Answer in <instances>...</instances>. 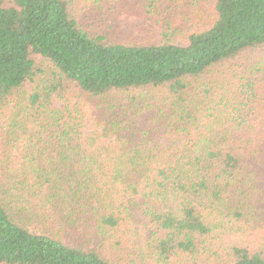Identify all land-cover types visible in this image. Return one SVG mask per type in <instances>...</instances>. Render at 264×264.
<instances>
[{"label":"trees","instance_id":"16d2710c","mask_svg":"<svg viewBox=\"0 0 264 264\" xmlns=\"http://www.w3.org/2000/svg\"><path fill=\"white\" fill-rule=\"evenodd\" d=\"M71 1L0 0V264H113L96 244L140 217L157 262L264 264V68H239L264 0H213L185 45L93 36Z\"/></svg>","mask_w":264,"mask_h":264},{"label":"rangeland","instance_id":"374dc122","mask_svg":"<svg viewBox=\"0 0 264 264\" xmlns=\"http://www.w3.org/2000/svg\"><path fill=\"white\" fill-rule=\"evenodd\" d=\"M213 0H72L73 16L91 35L101 34L109 42L127 45L160 44L170 41L185 45L191 34L204 30L213 23ZM248 77L253 67L264 68V46L256 49L239 63ZM242 65V67H241ZM262 72L257 73L263 78ZM30 91L26 88L25 93ZM26 95V94H24ZM131 226V246L113 250L109 244L96 247L113 264H164L149 255L146 246L148 233L142 222ZM257 238V237H256ZM259 240V239H258ZM226 255L203 252L194 261L183 256L165 264H231Z\"/></svg>","mask_w":264,"mask_h":264}]
</instances>
